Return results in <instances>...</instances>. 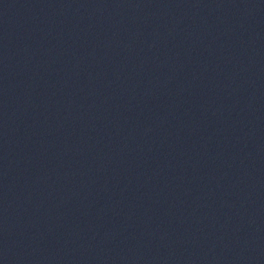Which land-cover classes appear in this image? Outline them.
Instances as JSON below:
<instances>
[{"label":"water","instance_id":"1","mask_svg":"<svg viewBox=\"0 0 264 264\" xmlns=\"http://www.w3.org/2000/svg\"><path fill=\"white\" fill-rule=\"evenodd\" d=\"M0 264H264V0H0Z\"/></svg>","mask_w":264,"mask_h":264}]
</instances>
